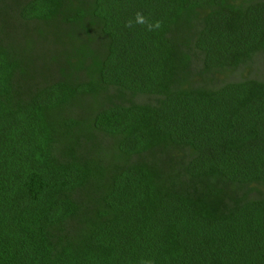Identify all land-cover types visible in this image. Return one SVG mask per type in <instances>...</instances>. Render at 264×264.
Segmentation results:
<instances>
[{"label":"trees","instance_id":"trees-1","mask_svg":"<svg viewBox=\"0 0 264 264\" xmlns=\"http://www.w3.org/2000/svg\"><path fill=\"white\" fill-rule=\"evenodd\" d=\"M256 55L264 0H0V264H264Z\"/></svg>","mask_w":264,"mask_h":264},{"label":"clouds","instance_id":"clouds-1","mask_svg":"<svg viewBox=\"0 0 264 264\" xmlns=\"http://www.w3.org/2000/svg\"><path fill=\"white\" fill-rule=\"evenodd\" d=\"M134 21H135V24H140V25L146 26L148 31H154V30H157V29H159L161 27V22L160 21H155L154 23L150 22L148 20V18L145 17L142 12H137L135 14ZM125 26L128 27V28H132L134 26L133 20L130 19L126 23ZM140 264H152V261L151 260H142L140 262Z\"/></svg>","mask_w":264,"mask_h":264},{"label":"rangeland","instance_id":"rangeland-1","mask_svg":"<svg viewBox=\"0 0 264 264\" xmlns=\"http://www.w3.org/2000/svg\"><path fill=\"white\" fill-rule=\"evenodd\" d=\"M253 60L256 62L257 67L259 68V72H255V74L264 75V55H256Z\"/></svg>","mask_w":264,"mask_h":264}]
</instances>
